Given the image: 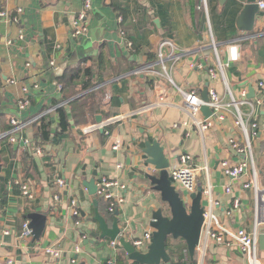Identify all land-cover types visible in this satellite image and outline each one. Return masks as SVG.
Listing matches in <instances>:
<instances>
[{
  "label": "crops",
  "instance_id": "1",
  "mask_svg": "<svg viewBox=\"0 0 264 264\" xmlns=\"http://www.w3.org/2000/svg\"><path fill=\"white\" fill-rule=\"evenodd\" d=\"M246 3L208 0L207 18L198 0H92L88 32L77 39L72 31L84 0H0V11L10 14L8 18L0 16V135L5 134L0 138V264H10V260L14 264H139L128 258L118 241L116 245L109 239L85 245L91 231L99 230L92 219L95 197L82 180L94 178L95 171L97 182L103 176L118 179L125 185V189H114L116 196L124 197L119 205V225L124 235L132 242L152 231L148 222L152 212L167 205L149 183L139 181L140 156L145 158L139 155V148L146 139H157L165 148L169 169L178 167L183 153L190 154L197 164H208L212 197L218 202L213 204V213L228 230L252 229L255 197L252 189L243 187L251 173L233 179L221 166L223 160L236 163L244 157L238 156L230 144L233 137L243 139L236 110L230 107L224 111V118L214 121L208 130L185 126L182 123L190 117L179 91L195 90L202 97L206 87L214 88L230 100L223 79L210 77L216 58L210 47L209 21L235 98L244 101L243 95L249 93L251 85L255 96L259 94L258 83L264 81V10L257 15L255 29L245 34L238 29L237 19ZM15 15L18 21L11 18ZM20 33L23 38H19ZM127 39L133 42L132 48L126 44ZM164 39L174 41L179 52L187 51L179 61L167 63L172 81L157 73L162 72L156 61L158 45ZM241 40L245 42L239 43ZM234 42L237 59L231 58ZM145 66L155 72H134ZM77 68L90 69V77L81 73L69 81L67 74L63 90L59 78L67 69ZM11 80L16 83L11 84ZM35 82L40 86L31 91V105L27 111H19L21 87ZM61 105L70 124L63 132L59 127ZM240 109L245 116L251 113L247 103H241ZM10 116L25 123L14 143L7 134ZM43 123L50 136L37 140ZM26 138L30 145H25ZM251 138L258 146L264 135ZM117 143L120 148L115 150ZM37 148L41 153L35 151ZM258 174L264 180L262 169ZM59 177L67 182L62 192ZM23 184L29 186L32 198L22 195ZM229 185L232 192L226 191ZM56 194L62 198L56 200ZM236 198L241 202L239 209H233ZM72 199L86 211L88 221L83 218L80 225L75 223ZM204 203L208 207L206 200ZM98 207L112 224L108 202L100 200ZM33 212L47 215L39 239L33 234L22 235L24 224L31 222L28 214ZM225 238L229 236L225 234ZM171 244L183 247L185 242L178 239ZM47 248L59 249L60 255H50ZM184 253L185 264H248L236 241L230 246L218 243L207 237L205 229L195 256L188 248Z\"/></svg>",
  "mask_w": 264,
  "mask_h": 264
},
{
  "label": "built area",
  "instance_id": "2",
  "mask_svg": "<svg viewBox=\"0 0 264 264\" xmlns=\"http://www.w3.org/2000/svg\"><path fill=\"white\" fill-rule=\"evenodd\" d=\"M257 3L259 5V9L264 10V0H257ZM200 8L205 11V14L208 18V0H201ZM91 9L92 0H84L83 11L80 13L74 23L72 31L73 37L80 39L88 32V17L91 13ZM18 11L21 12L22 9L19 8ZM0 16L8 18L10 14L8 13V11L2 10L0 11ZM11 18L14 21L19 20L17 15ZM120 20H122V17H120ZM208 27L210 34V47L213 49L216 58L215 68L210 70V77L212 79H216L219 77L223 79L230 100L226 101L216 91V89L210 88V100L207 105L212 108L213 113L210 117H205L201 111V106L204 104L201 95L195 90L186 91L179 88V91L182 93L184 98L185 110L190 117L189 121H184L182 125H194L202 130H208L214 124V121L224 118V111L228 110L230 107H233L236 110V124L239 128H241L243 139L239 140L238 138L233 137L230 140V144L238 156L244 157L240 158L236 163H233L228 159L223 160L221 162V166L224 174L233 179L251 173L250 179L244 183L243 187L252 189L255 197L252 229L247 230L245 228H238L236 230H228L222 226L219 217L213 213V204H218V202H216L212 197V183L208 164H197L194 162L190 154L183 153L179 156L178 167L169 169V175L173 184L176 185L178 189L185 191L186 193H192L198 190L203 191L204 198L207 201L208 205V207L206 206L207 209L205 212V221L203 225V230H206L207 237L214 239L218 243H225L228 246H230L234 240L246 256L248 264H264V254L262 253L263 249L261 246V236L264 235V186H261L258 169L256 167L255 159L253 156L251 141V137H253V135H264V81H259L258 87L260 88V92L259 94H256L255 98H244V101H238L227 82L224 65L219 56V43L217 40H215L212 34L209 21ZM121 35L125 38L127 37L125 31H121ZM19 38H23L22 33H20ZM8 42L9 44H11L12 40L9 39ZM126 44L129 48L133 47V42L130 39L126 40ZM231 44H233L231 45V48L233 49L231 58L237 59L238 55L235 42ZM178 50L179 49L175 42L170 39H164L158 45V59L156 63L161 66L162 72L157 71V73H163L169 76V79L171 81L172 78L169 75L167 63L169 61L177 62L182 58V56L187 53V51L179 52ZM54 64L55 62L52 61V65ZM27 65L30 66V63H27ZM145 68L141 70L136 69L134 72L139 74H141L143 71L155 72V70H153V67L145 66ZM9 82L11 84H15L16 80H11ZM39 86V82H35L30 86L23 85L21 87V95L17 99V108L19 111H27V109L31 105V91L37 90ZM243 96L246 97V93ZM241 103H247L251 107V113L248 116H245L241 111ZM261 109L263 110L262 114L259 112ZM9 122L10 130L7 134L9 135L10 141L13 143L18 142L17 134L21 131L22 128H24L25 123L21 122L17 116H10ZM99 126L103 130H105L104 124H100ZM175 126L177 127L178 124H175ZM107 133L109 132L107 131ZM4 136L5 134H2L0 135V138H3ZM24 141L25 145L31 144L30 140L27 138ZM119 148L120 144L117 143L114 146V149L118 150ZM35 151L37 153H41V149L39 148L35 149ZM118 167L121 168L122 165H118ZM57 183L59 192H62L66 187L67 182L59 177L57 179ZM97 187V195L108 202V211L110 213H114V211L119 208V205L124 202V197L116 196L114 193V189L117 187L125 189V185L121 184L118 179L103 176L99 179ZM21 190L22 195L26 198L33 197V194L27 184H23ZM226 191L232 192V187L230 185L227 186ZM61 198V194L55 195L56 200H60ZM232 204L233 209H239L241 207V202L237 198L233 201ZM70 205L72 208V215L75 218V223L77 225H80L82 219L78 202L76 201V199H72ZM228 213L230 214L231 211H228ZM6 233H8V231H6ZM32 234L33 231L29 228V223H25L22 235L29 237ZM225 234L229 236V239L225 238ZM151 238L152 231H147L143 236L134 238L132 243L137 249L146 250L148 245L150 244ZM116 242L117 241H113L111 243L112 245H116ZM46 252L54 257H58L60 255L59 249L55 248H47ZM9 263L14 264V261L10 260ZM109 264H112V262L110 261Z\"/></svg>",
  "mask_w": 264,
  "mask_h": 264
},
{
  "label": "water",
  "instance_id": "3",
  "mask_svg": "<svg viewBox=\"0 0 264 264\" xmlns=\"http://www.w3.org/2000/svg\"><path fill=\"white\" fill-rule=\"evenodd\" d=\"M260 9L257 0H247L238 19L237 27L245 34L255 29L257 15ZM255 97V89L249 86V93L246 99ZM204 104L201 111L205 117H210L213 110L207 103L210 100L209 89L206 87L202 92ZM101 121V117H98ZM140 167L139 181L141 184L149 183L151 190L160 193L161 201L167 205L159 207L152 212L149 219V226L152 229V238L146 250L137 249L130 240L124 235V229L119 225V208L112 214L113 223L110 224L107 217L99 211V199L97 198V171L95 177L82 183L87 187L89 194L94 196V216L93 221L97 222L99 232L91 231V239L85 241L89 243H100L109 239L111 242L118 241L128 254V258L139 264H172L171 255L167 249V241L172 239H183L186 242L188 251L192 257L198 249L201 242L202 230L205 221L206 205L202 190L192 193H186L176 187L170 179L169 168L170 161L165 154V148L156 139L150 141L146 139L144 145L139 148ZM82 175H86L83 173ZM81 177L78 180L81 181ZM79 206V203H78ZM80 209L81 218L87 221L89 217L86 211ZM31 219L29 228L33 230V235L39 239L46 228L47 215L40 212L29 213ZM82 222V221H81ZM261 246L264 248V235L261 236ZM86 264V263H82Z\"/></svg>",
  "mask_w": 264,
  "mask_h": 264
},
{
  "label": "trees",
  "instance_id": "4",
  "mask_svg": "<svg viewBox=\"0 0 264 264\" xmlns=\"http://www.w3.org/2000/svg\"><path fill=\"white\" fill-rule=\"evenodd\" d=\"M198 6L201 7V0H198ZM201 10H203V9L201 8ZM238 42L239 43H243L245 41L241 40V41H238ZM81 73H84V74H86L89 77L91 75L90 69H85V70H82L80 68L67 69L66 70V74H64L62 77L59 78V83L61 85V88L63 90L66 88L67 81L65 80V78H66L67 74L69 75V81H73L74 79L78 78ZM85 86H88V83ZM59 114H60L59 127H60V131L63 132L65 130H67L68 126H70L69 119H68V113H67L66 109L61 106L59 108ZM46 126L47 125H45L43 123L42 126L39 128V133H38L39 139L37 138V140H40V138L47 140L49 138L50 131L47 129ZM97 198L99 199V202H100V200H103L99 196H97ZM107 211H108V208H107ZM108 213L109 214H113V213H110L109 211H108ZM171 240H175V239H172V238L168 239V241H167V249L169 251V254L171 255L172 264H185L184 263V256H185L184 252L187 251L186 242L183 239H181V240H183L185 242V244H184L183 247H180V246H176V245L171 244ZM176 240H178V239H176ZM174 257H176L177 259L174 260ZM188 259H189V257H188Z\"/></svg>",
  "mask_w": 264,
  "mask_h": 264
},
{
  "label": "rangeland",
  "instance_id": "5",
  "mask_svg": "<svg viewBox=\"0 0 264 264\" xmlns=\"http://www.w3.org/2000/svg\"><path fill=\"white\" fill-rule=\"evenodd\" d=\"M252 150L257 168L264 171V163H262V157L264 156V138L260 140L258 146H256L252 140ZM260 180L261 182L264 181L262 177L260 178Z\"/></svg>",
  "mask_w": 264,
  "mask_h": 264
}]
</instances>
